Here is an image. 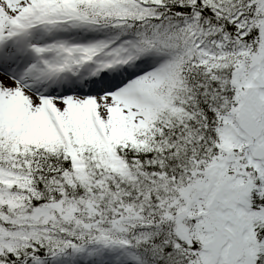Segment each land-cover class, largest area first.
<instances>
[{"label": "snow or ice", "instance_id": "obj_1", "mask_svg": "<svg viewBox=\"0 0 264 264\" xmlns=\"http://www.w3.org/2000/svg\"><path fill=\"white\" fill-rule=\"evenodd\" d=\"M0 264H264V0H0Z\"/></svg>", "mask_w": 264, "mask_h": 264}]
</instances>
